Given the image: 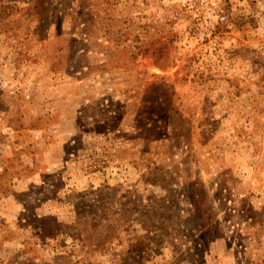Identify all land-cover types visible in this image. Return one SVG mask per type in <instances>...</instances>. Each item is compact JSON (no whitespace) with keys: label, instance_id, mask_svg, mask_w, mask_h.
Segmentation results:
<instances>
[{"label":"rangeland","instance_id":"rangeland-1","mask_svg":"<svg viewBox=\"0 0 264 264\" xmlns=\"http://www.w3.org/2000/svg\"><path fill=\"white\" fill-rule=\"evenodd\" d=\"M0 264H264V0H0Z\"/></svg>","mask_w":264,"mask_h":264}]
</instances>
